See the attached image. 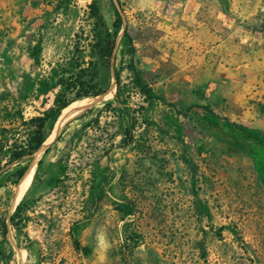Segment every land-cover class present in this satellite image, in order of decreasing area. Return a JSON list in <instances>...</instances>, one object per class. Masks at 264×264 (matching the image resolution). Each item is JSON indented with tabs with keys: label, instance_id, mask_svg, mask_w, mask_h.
<instances>
[{
	"label": "rangeland",
	"instance_id": "374dc122",
	"mask_svg": "<svg viewBox=\"0 0 264 264\" xmlns=\"http://www.w3.org/2000/svg\"><path fill=\"white\" fill-rule=\"evenodd\" d=\"M116 1L0 0L7 144L57 79L107 94L44 126L19 190L0 152V264H264V0Z\"/></svg>",
	"mask_w": 264,
	"mask_h": 264
},
{
	"label": "trees",
	"instance_id": "16d2710c",
	"mask_svg": "<svg viewBox=\"0 0 264 264\" xmlns=\"http://www.w3.org/2000/svg\"><path fill=\"white\" fill-rule=\"evenodd\" d=\"M106 33L107 31H105V34ZM37 54L38 48L33 47L29 56L36 63ZM129 55L130 59H132L133 54L131 49ZM132 75L134 76L133 85L137 88L138 92L144 96L151 98L149 88L141 84L139 78L137 77V73L132 71ZM94 78L95 74L93 72L91 74V78H89V82L86 83H82L77 79L75 81L72 80L69 82L67 79H57L56 84L61 86L62 92L54 99L53 107L50 108L47 113L42 116L31 117L25 121L22 119L21 116H19V123H22L24 126H26L28 130L24 141L21 142L13 140L10 144H7L8 140L2 135H0V152L4 149V151L8 154V161L7 163H5V165H10L12 162H16L17 164L15 165V167L5 170L7 173L10 174V176L16 179L22 177L21 175L27 167V163L22 161L26 158V156L36 152L44 142L43 128L47 123L54 122L55 119L59 117L62 110L65 109L69 104H71L75 100L94 97L101 92L97 84L95 83ZM45 92L46 88L40 91L41 94ZM65 92L73 93V98L70 100H65ZM81 102H87V100ZM20 206L21 203H19V205L16 207V210H18Z\"/></svg>",
	"mask_w": 264,
	"mask_h": 264
},
{
	"label": "water",
	"instance_id": "95a60500",
	"mask_svg": "<svg viewBox=\"0 0 264 264\" xmlns=\"http://www.w3.org/2000/svg\"><path fill=\"white\" fill-rule=\"evenodd\" d=\"M112 1V3H113V5H114V7H115V9H116V11L118 12V14L120 15V17L122 18V15H121V12H120V10H119V7H118V3H117V1L116 0H111ZM122 21H123V18H122ZM124 22V21H123ZM107 94H105V93H101V94H99V95H96V96H94V97H92L90 100H88L80 109H79V111H77L75 114H77V113H79V112H82L83 110H85V109H87V108H90V107H92L93 105H95L96 103H98L102 98H104L105 96H106ZM74 114V115H75ZM74 115H72V116H74ZM72 117H67V118H64V119H62V120H58L57 119V121L55 122V124H54V134H56L61 128H62V126L64 125V124H66L70 119H71ZM42 145H43V143H42ZM42 145L38 148V150L37 151H39L40 149H41V147H42ZM29 168V167H28ZM27 168V169H28ZM26 169V170H27ZM26 170L24 171V173L26 172ZM23 173V174H24ZM22 174V175H23ZM20 180V179H19ZM17 184H18V182H17ZM16 184V185H17ZM16 187V186H15ZM20 200V199H19ZM18 200V201H19ZM17 204V202L14 204L13 203V198H12V201H11V207L12 208H14L15 207V205Z\"/></svg>",
	"mask_w": 264,
	"mask_h": 264
},
{
	"label": "bare ground",
	"instance_id": "6f19581e",
	"mask_svg": "<svg viewBox=\"0 0 264 264\" xmlns=\"http://www.w3.org/2000/svg\"><path fill=\"white\" fill-rule=\"evenodd\" d=\"M80 102H76L74 104H72L71 106L69 107H66L65 109H63V113L59 116L58 120H62L64 118H67V117H71V115L75 112V110L77 109L78 105H79ZM31 166V165H30ZM30 166L29 168L26 170V172L22 175V177L20 178L18 184H17V188L18 190L20 189V185H21V182L24 180V178H26V176L28 175L29 173V170H30ZM18 192V191H17ZM17 192L15 194V197L17 195Z\"/></svg>",
	"mask_w": 264,
	"mask_h": 264
}]
</instances>
